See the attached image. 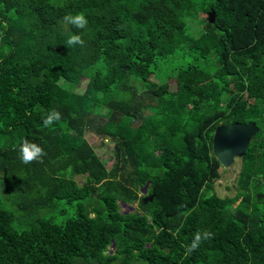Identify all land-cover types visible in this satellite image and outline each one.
Returning <instances> with one entry per match:
<instances>
[{
  "label": "trees",
  "instance_id": "1",
  "mask_svg": "<svg viewBox=\"0 0 264 264\" xmlns=\"http://www.w3.org/2000/svg\"><path fill=\"white\" fill-rule=\"evenodd\" d=\"M78 12L87 27L65 28ZM85 47L95 58L57 84ZM247 121L233 193L217 194L212 132ZM84 131L111 143L108 169ZM24 139L42 162H21ZM260 174L264 0H0V264H264Z\"/></svg>",
  "mask_w": 264,
  "mask_h": 264
},
{
  "label": "rangeland",
  "instance_id": "2",
  "mask_svg": "<svg viewBox=\"0 0 264 264\" xmlns=\"http://www.w3.org/2000/svg\"><path fill=\"white\" fill-rule=\"evenodd\" d=\"M204 15L202 13L197 14V22L199 21V23L196 25L195 20H187V26L188 27H197V26H201L202 25V21H203ZM97 54V49L90 47V48H83L79 51V55H78V59L74 62V64L72 66H69L67 68H64L61 73H60V78L57 79V84L61 85L64 83V79H70L72 78L77 71L79 70V68L85 63V61L88 60H93L95 58ZM64 78V79H62ZM82 86H80L81 88ZM168 87L169 89L173 90L176 89L178 87L177 82L175 81V79L171 76H169L168 78ZM144 112L146 113L145 109H141V113L144 114ZM82 138L85 139L92 147V149L94 150V152L97 154L98 158L103 162L105 168H109L110 165L112 164L113 159L110 157V152H111V143L109 141H107L106 137L105 138H99L96 135H94L91 132H83L82 134ZM237 160L234 159L232 161V163L226 167H219L220 173H221V177L219 180H217L216 182L218 183V185H215V192L217 194H225L228 193L229 195H231L233 193V188L230 191H227L225 189L226 186H233V179L235 177V173L237 171ZM259 180L261 182L260 187L262 188V186L264 185V175L260 174L259 176ZM75 180H79V176H75L74 177ZM119 206L120 211L122 212H127V211H131L133 210L136 206L135 203L132 204H126V203H121L119 201L116 202ZM128 206L130 207L128 209ZM145 220H147L146 218H136L134 221L137 223H143ZM111 247L107 250L108 252L111 251ZM112 264H116V262H113Z\"/></svg>",
  "mask_w": 264,
  "mask_h": 264
},
{
  "label": "clouds",
  "instance_id": "3",
  "mask_svg": "<svg viewBox=\"0 0 264 264\" xmlns=\"http://www.w3.org/2000/svg\"><path fill=\"white\" fill-rule=\"evenodd\" d=\"M62 23L65 28L72 26L77 29H85L88 25V21L84 13L81 12H78L75 15H65L62 18ZM66 44L68 47H75L77 45L84 46L85 41L81 38V35L69 33ZM60 119V113L58 111L52 110L43 118V126L50 127L55 121H59ZM19 155L22 163L31 164L33 162H42V158L46 155V153L44 152L43 148L36 143L24 139L19 145ZM212 236L213 233L207 230L196 232L191 242L188 245H185V254L190 255L199 247L202 241L208 240Z\"/></svg>",
  "mask_w": 264,
  "mask_h": 264
},
{
  "label": "water",
  "instance_id": "4",
  "mask_svg": "<svg viewBox=\"0 0 264 264\" xmlns=\"http://www.w3.org/2000/svg\"><path fill=\"white\" fill-rule=\"evenodd\" d=\"M211 16L210 12L209 17L211 18ZM256 130L257 127L252 121L230 122L215 127L211 135V150L219 164L226 167L232 163L234 157L241 156ZM141 191H144V187L141 188ZM150 198V195L145 196L140 202L143 203ZM110 247L113 248L112 243Z\"/></svg>",
  "mask_w": 264,
  "mask_h": 264
}]
</instances>
